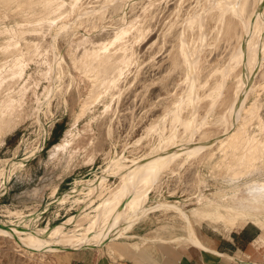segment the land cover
<instances>
[{"label": "rangeland", "instance_id": "1", "mask_svg": "<svg viewBox=\"0 0 264 264\" xmlns=\"http://www.w3.org/2000/svg\"><path fill=\"white\" fill-rule=\"evenodd\" d=\"M70 1L65 0L63 10L68 9ZM209 1L78 0V9L94 8L95 13L84 14L79 19L75 11L64 12L61 19L51 24L43 21L36 25L41 0H0V66L9 61L14 52L22 53L26 63L22 78L0 83V117L3 115L4 119L0 124V221L18 223L31 213L36 215L33 221L36 227L63 223L80 210L82 200L88 197L83 192L86 191L83 185L104 172L109 174L108 166L112 160L123 156L124 161L129 163L131 158L136 160L159 152L160 137L172 132L176 134L173 140L176 144L187 140L196 143L213 140V144L187 159L183 155L176 157L175 162L165 168L152 184L147 204L154 206L168 202L188 214L190 211L193 215L198 214L191 216L190 224L199 238L202 233H228L221 222L211 223L199 217V212L203 210L201 204L211 199V202L223 206L239 196L241 188L251 179H264V152L252 154L257 158L252 169L246 172L237 165L247 160L246 157L249 159L250 154L245 153L239 161L242 149L231 153L232 146L228 144V148L226 143L221 148L218 142L224 131V123L219 119L226 115L227 105L235 95L233 83L242 64L233 63L235 68L233 64L228 67L229 72L236 76L235 79L232 74L227 77L220 94L216 91L212 94V83L238 47L239 36L243 33L241 21L228 14L230 17L226 19H229L230 25L223 31L222 23L215 24V19L211 21L213 17L211 22L205 18L206 39L200 50L197 48L200 41H197L199 32L196 25L187 27L182 37L187 49L197 52L196 71L194 66H184L186 62L182 59V52L180 54L179 32L189 16L197 12L205 14L202 11ZM247 1L246 5L250 8L245 7L248 15L257 2ZM237 2L241 0H236L235 6L239 4ZM232 17L235 23L231 22ZM69 21L71 23L68 24ZM61 22H65L66 28L60 29V32L58 27ZM10 26L20 32L16 37L18 44L15 51L14 48H5L10 33L3 28ZM120 28L128 31L124 37V55L128 62L117 75L114 86L105 90L104 85L96 82L95 75L106 62L91 59L100 45H108L107 50L114 52L109 41ZM54 60L55 66L52 64ZM191 69L195 73H191ZM261 70L264 71V61ZM109 74L108 71L105 76ZM189 76L196 78L192 87V95L196 96H193L194 102L183 97L187 88L182 89L187 87L185 83ZM254 81L257 94L249 96L246 107L259 103L260 108L257 119L243 129L248 135L264 141V77L256 75ZM93 86L94 92L91 89ZM209 93L210 97H207L210 99L214 96L211 102L204 97ZM215 94H218L216 98ZM172 107L173 111L178 109L181 121L186 119L194 127L196 125L192 135L187 137L189 131L183 130L180 119L176 120L178 123L173 121ZM240 119L238 122L242 121ZM57 143L64 144L54 148ZM241 143L237 141L235 145L242 148ZM119 183L120 175H109L104 183V192L93 198L90 206H94ZM75 198L80 201H75ZM157 208L139 217L122 237L113 239L110 236V240L99 248H83L108 256L114 263L128 254H148V259H152L159 246L186 243L184 238L169 241L186 235L185 224L175 210L164 206ZM7 210L16 211V214L6 216ZM245 225L255 228L251 223ZM71 250L74 249H29L20 246L15 238L0 236V264H68V251Z\"/></svg>", "mask_w": 264, "mask_h": 264}, {"label": "bare ground", "instance_id": "2", "mask_svg": "<svg viewBox=\"0 0 264 264\" xmlns=\"http://www.w3.org/2000/svg\"><path fill=\"white\" fill-rule=\"evenodd\" d=\"M77 1L78 0L70 1L68 5V9L63 10L62 7L65 3V0H41L40 2L41 12H40V15L35 19L36 25H40V23L43 21H48L51 24L56 19H59V18L61 19L62 16L64 15V12L69 13V12L75 11L77 12L76 17L79 19L84 14L86 16L87 14L91 15L95 13L96 9L94 8L92 9L88 8L89 10H87L86 8L85 11L78 9L79 7L77 6ZM235 1L236 0H210L207 3L208 6L206 5L207 6L206 9L202 11V12H205V14L203 13L204 15L199 14L200 12L199 13L197 12V14L195 13L191 15L193 13L191 12L190 14L191 16L189 17L186 16L188 18L185 19L184 21L185 25L182 27V30L179 32V37L178 36L176 37L179 38L178 42L180 41V44H181L179 45V48L181 47V51L179 50V48L177 50L180 51V54L182 52V54L184 55V58L182 59L184 62H186L184 63V66L185 64H188L187 66L188 67L190 66V68L194 66L193 69L196 71L197 62L195 61H197L196 60L197 52L195 50L196 53L195 52L192 53L193 50L190 51L189 49H187V46L185 44L186 41H184V38L182 37V35L185 33L186 28L187 27L192 28V25H196L197 31L199 32L198 38L197 37L196 38H197V41L198 40L200 41L199 42L200 45L198 44L199 46L197 45V48L200 50L202 48L201 46H203L202 44L203 40L206 39V38L204 39V36H205L204 29L206 28L205 27L206 25L203 22L205 18H208V21H210L211 18L213 17L211 21L215 19V22H214L215 24L222 23L224 26L223 31L224 29H226V26L230 25V24L228 25V23L230 22H228L229 19L227 20L226 17L235 16L236 18L239 19V21H241V24H242L241 26L243 27V30H242L243 33L241 35L239 34L240 40H239V43L237 44L238 47H236L237 49L236 50L234 49V51L231 53L228 62H226L227 63L226 66L224 64L225 68L224 66H222L223 69L222 70L220 69L221 71L218 70L220 72L218 74L217 80L214 82L212 81L213 83H212L211 92L213 94L214 91H216V93L220 94L221 93L220 90L221 88H223L224 82L226 81V79H228L227 77L231 76L230 74H232L231 71H230L231 73L229 72L228 67L232 66L233 63L242 64V68L239 70L240 72L236 74L237 80H235L236 82L233 83L235 84V89L233 90L235 91L234 92L235 95L233 99L231 98L232 100L231 102H229L230 104L227 105L228 107H227L226 115H223L219 119L220 121L224 123V131H223V134L220 135V140H218V142L221 148L225 147L226 143H227L226 147L229 148L228 144L232 146L233 151H231V153L233 152L237 153V151L242 149L241 151H243V153L241 156L239 154V161L243 159L245 153L250 154L249 156L251 157L249 159L248 157H246L247 160H245L244 162H240L237 165L239 167L240 166L243 167L246 171L248 169H252L256 161L257 157L252 156V154L255 153L256 151H260L261 153L264 152V141H262V139L258 140L255 137L248 135L246 131L243 129V127L250 124L254 119H257L258 110L260 108L259 103H255V102L253 106L250 107L251 105L250 104L249 107H246L247 106L246 101L249 98V96L251 95L254 96V94L256 93L255 86H254L256 84L254 81L256 75H258V77H264V71L261 70V67L264 61V37H263L264 36L263 35L264 34V0H256L255 2H257V4L252 7L251 13L248 15L246 12L248 11L247 9L250 10V8H248V5H246V2L248 1L241 0L240 3L237 2L239 4H237L236 6L234 4ZM213 10L215 13L211 14ZM228 14L230 16H227ZM231 19H232L231 22L233 21V23H235L233 20V17ZM62 22H61V25H59L58 27L59 30L63 29L64 27L66 28L65 22L64 23ZM67 23L69 24L71 22L69 21ZM233 23L231 24L232 25L231 27H233ZM3 29L7 33L8 32L10 33L7 42H5V48L9 50L14 48L13 51H15V48L18 44L16 37L18 33H20L19 29L13 28L12 26L4 27ZM230 31L232 32V30ZM127 32H128L127 30L120 28L114 33L113 38L109 41V45L113 46V51H114L113 53L107 50L108 45L107 46L100 45L95 53L93 50L94 54H93L91 61L98 60L100 63H102V61L106 62L103 67L101 66L102 69L95 75L96 82L104 85L105 90H108L109 88L114 86L116 79H117V75L121 74L122 67H124L128 62L127 57L124 55V52L126 50V41L124 37ZM118 52L120 53L119 55L117 54ZM23 56L24 55H22V53L14 52L12 54L11 59L0 66V83H2L5 80H14V79L18 80L23 77L25 73L24 69L26 66ZM91 61L89 63H91ZM52 62H53L52 63L53 66H55L56 61L54 60ZM234 64H233V68H235ZM187 66L186 68L188 69ZM108 71L111 74H109V76H105V74ZM187 71L189 72L190 70H187ZM193 71L191 69V73ZM188 72H187V75L189 74ZM235 76H234V79H235ZM187 79H189L190 81L187 80L185 83L187 87L182 89L184 90L187 88L183 93L184 94L183 97H185L187 101L192 102L193 98L196 97L195 95H192L193 82L195 81L196 78L189 76L187 77ZM183 81H185V79ZM188 81L190 82L189 86L187 84ZM99 84L98 86H100ZM102 85L101 87H103ZM93 88L94 86L91 88L92 91H93ZM209 88H211V85H209ZM218 94H215V98ZM209 95L210 93L206 94V96L204 97H207ZM182 99L180 101L183 104ZM212 99H210V102ZM11 101L12 100L10 99L9 101L10 104H11ZM182 104H179V105H182ZM176 107L178 108V106ZM177 108H175L176 110L173 111L174 108L172 107V111H173L172 118L174 122L180 119L179 113H178L179 108L178 109ZM193 108L195 107L193 106ZM2 116L0 117V124L4 122V119ZM240 118H242V121L238 122V120H241ZM193 119L194 118H192V120ZM203 120L204 119L202 118V121ZM173 121H172V124H173ZM180 122H181L180 124H182L181 126H184L183 130L189 131V134L187 135V137L189 135H192L195 130L193 129L194 125L192 124L193 125L192 126L191 122L190 121L188 122V120L186 119H184L183 121H181L180 119ZM192 123L194 122L192 121ZM177 125L180 126L179 124ZM154 126L155 125H153V127ZM175 135L176 134L172 132L169 133L167 136L161 135L162 137H160V139L162 140V142L159 145L160 146L159 152H154L152 154L150 153L145 156L142 155L143 157L136 159V160L131 158L129 163L124 161L125 157L123 156L122 157L120 156L117 159L112 160L110 165L108 166V170L111 171L109 174L104 172L96 176L93 180H90L83 185L86 188V191H83V192H85V194L88 197L87 198L84 197L85 199L82 200L83 204L82 206H80V210H78L76 214L69 216V218L66 219L63 223H60L52 227H49V226L36 227V226H33V221L36 218V215H32L31 213H29L27 218L20 220L18 223H8V222L0 221V236L9 237L12 239L15 238V240H17V243L20 246H23L29 249H37L41 251L55 250V249H58L59 251H64L67 249H80L86 246L99 248L105 245L107 240H110L109 239L110 236H113L112 237L113 239L122 237L125 231L131 228L134 222L137 219L139 220V217H141L142 215L147 214L149 210L153 208L156 209L157 207H160V206H164L166 209H173L172 211L175 210L179 218L184 222L185 228H186V235L184 237L178 236V237L169 239V241H176V240H180L184 238L187 242L191 244H195L199 247L205 248L202 242L198 239L194 231V228L190 224V219H191V216L193 215V212L191 213L190 211V213L188 214L184 212L181 208L177 207V205L173 203L171 204L168 202L167 203L161 202L154 206L147 204L148 192L152 184L158 179L161 172L165 168H167L169 165L172 164V162L175 160L176 157L183 155L187 159L190 156H194L195 154L200 152L205 147L211 146V144H213L212 143L213 140L202 142V143H196L191 140H187V141L184 140L185 142L183 144H176L175 141L173 142V140L175 139L174 138ZM237 141L243 142L241 143L243 144L242 148L239 147L240 146L239 144H238L239 146L235 145V143L237 144ZM63 144L64 143H57L53 147L58 148V147H61ZM109 175H117V176L120 175V183L114 189L108 190L106 194L100 199V201L94 204V206H90L91 203L93 202V198L99 197L100 195H102V192H104L103 191L104 183L106 182L107 177ZM235 192L237 193L238 191H235ZM68 194L69 193H66V195ZM74 200L80 201L78 198H75ZM214 202H211V199L206 202L205 201L202 202L201 205L203 207V210H201L202 212L201 211L199 212L200 213L199 215H201L199 217H201V219L210 221L211 223L221 222L226 227V229L234 228L236 225L243 223L245 221L261 223L262 222L261 215H264V179L262 180H259V179L252 180L251 179L250 182H247L245 186L241 188L239 196H236L235 198H233V200L230 203L223 204V206H220L219 204L214 203ZM90 207L91 209L87 210V208H90ZM219 207L220 208L222 207V208L218 209ZM195 209L193 208V211H197ZM6 213H7L5 214L6 216H10L11 214H16V211L13 212V211L7 210ZM33 213L35 214V212ZM196 215H193V216H196ZM83 220H86V222L84 221L85 223H82ZM9 222H12V221L9 220ZM68 225L70 226L68 227Z\"/></svg>", "mask_w": 264, "mask_h": 264}, {"label": "crops", "instance_id": "3", "mask_svg": "<svg viewBox=\"0 0 264 264\" xmlns=\"http://www.w3.org/2000/svg\"><path fill=\"white\" fill-rule=\"evenodd\" d=\"M262 222L245 221L226 229L227 234L202 233L200 238L197 237L205 248L189 242L159 246L152 259H148V254H128L111 263L108 256L99 255L93 249H74L68 251V264H264ZM247 223L253 224L255 228L248 227L245 225ZM237 228L240 229L234 230Z\"/></svg>", "mask_w": 264, "mask_h": 264}]
</instances>
